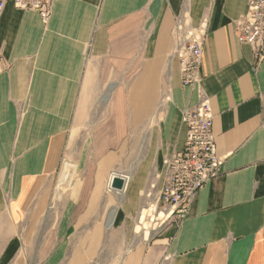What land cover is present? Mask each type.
Returning <instances> with one entry per match:
<instances>
[{
	"label": "crops",
	"instance_id": "obj_1",
	"mask_svg": "<svg viewBox=\"0 0 264 264\" xmlns=\"http://www.w3.org/2000/svg\"><path fill=\"white\" fill-rule=\"evenodd\" d=\"M245 11L246 0H54L44 24L6 3L0 264H84L107 246L113 264H264V59L237 41ZM177 22L205 30L199 71L223 163L184 218L160 222L162 160L183 146L181 110L198 101L181 82ZM79 142L93 154L78 160L75 196L51 206L63 150ZM114 174L121 191L108 189Z\"/></svg>",
	"mask_w": 264,
	"mask_h": 264
},
{
	"label": "built area",
	"instance_id": "obj_2",
	"mask_svg": "<svg viewBox=\"0 0 264 264\" xmlns=\"http://www.w3.org/2000/svg\"><path fill=\"white\" fill-rule=\"evenodd\" d=\"M54 0H0V15L10 2L15 8L35 10L45 24ZM239 43L251 47L254 60L264 59V0H246L245 13L235 22ZM204 28L188 29L176 23L174 52L178 57L181 82L192 87L198 97L194 106L184 107L181 123L185 140L180 149L162 160L163 182L158 194L160 222L179 221L185 217L198 190L221 172L223 157L219 156L213 133V112L202 87L199 71ZM3 55L0 49V65Z\"/></svg>",
	"mask_w": 264,
	"mask_h": 264
},
{
	"label": "rangeland",
	"instance_id": "obj_3",
	"mask_svg": "<svg viewBox=\"0 0 264 264\" xmlns=\"http://www.w3.org/2000/svg\"><path fill=\"white\" fill-rule=\"evenodd\" d=\"M107 137L110 140L113 139V136H107ZM132 137L133 136H130V135L125 136V138L129 140ZM81 147H82V144L81 142H79L75 144V150H71V151H67V149L63 150V153L61 155L60 166L57 172L55 173V183H54V191H53L54 198L52 200V204H50L51 206L62 207L64 205V202L65 203L67 202V200H65L67 195H70L68 196L69 198H71L72 196H75L76 187H75L74 182L78 178V175L80 174L79 173L80 168H78L77 166L78 160L83 158L84 155L88 157L90 154H93V152H90L89 150L83 151ZM126 153L128 154V156L130 155V152H126ZM112 176L113 175H111V177ZM110 181H111V178L109 179L108 189L114 190L110 188ZM110 208L111 210H115L114 205L110 206L109 209ZM106 215H107L106 217V220H107L109 213H107ZM144 222H148V224L152 223V222H149L148 218L147 219L144 218ZM142 224L144 225L143 222ZM108 226H110V229H108V231L106 232V236H108L109 238H111V240H113L115 238L114 237L115 231L111 229L113 227V222L110 225L108 224ZM144 227L147 228L148 227L147 224L144 225ZM137 229H140V227H136V230ZM114 250H115L114 246L92 248L89 254L90 257L89 256L86 257V261L84 264H113V263H109L106 260L107 258L105 256L110 257V255L114 254ZM100 254H103L102 259L100 258ZM68 255H70V252H68Z\"/></svg>",
	"mask_w": 264,
	"mask_h": 264
},
{
	"label": "bare ground",
	"instance_id": "obj_4",
	"mask_svg": "<svg viewBox=\"0 0 264 264\" xmlns=\"http://www.w3.org/2000/svg\"><path fill=\"white\" fill-rule=\"evenodd\" d=\"M109 89H110V87H109ZM108 89V90H109ZM107 94H108V92H107ZM106 95V94H105ZM103 97V96H102ZM101 99V98H100ZM97 204H98V202H97ZM97 206V205H96ZM154 206V205H153ZM146 208V207H145ZM111 209V208H110ZM143 212H142V214H141V220H142V222L144 223V225H146L147 224V226H152V223H150V224H148V222H144V218H145V215L147 214V216H149V222H150V220L152 221V220H154L155 219V217H154V215L152 214V211H151V209L149 210V211H147V210H142ZM93 213V212H92ZM114 212H110V215L108 216L109 217V221H108V223H109V225L112 223V220H113V216H114V214H113ZM157 213V212H156ZM157 216H158V218H161V216H163V214H161V213H159V214H157ZM141 224V223H140ZM158 224V223H157ZM107 225V224H106ZM144 225H143V227H144ZM150 228V227H149ZM155 229V228H154ZM157 229V228H156Z\"/></svg>",
	"mask_w": 264,
	"mask_h": 264
},
{
	"label": "water",
	"instance_id": "obj_5",
	"mask_svg": "<svg viewBox=\"0 0 264 264\" xmlns=\"http://www.w3.org/2000/svg\"><path fill=\"white\" fill-rule=\"evenodd\" d=\"M125 186V179L123 177L113 175L110 181V188L121 191Z\"/></svg>",
	"mask_w": 264,
	"mask_h": 264
}]
</instances>
